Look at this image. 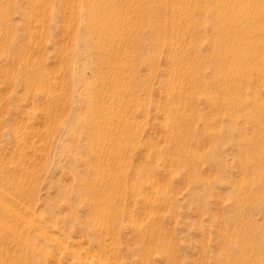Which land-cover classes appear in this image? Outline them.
<instances>
[{
	"label": "rangeland",
	"instance_id": "374dc122",
	"mask_svg": "<svg viewBox=\"0 0 264 264\" xmlns=\"http://www.w3.org/2000/svg\"><path fill=\"white\" fill-rule=\"evenodd\" d=\"M263 155L264 0H0V264H264Z\"/></svg>",
	"mask_w": 264,
	"mask_h": 264
},
{
	"label": "bare ground",
	"instance_id": "6f19581e",
	"mask_svg": "<svg viewBox=\"0 0 264 264\" xmlns=\"http://www.w3.org/2000/svg\"><path fill=\"white\" fill-rule=\"evenodd\" d=\"M195 3V2H194ZM186 5V4H185ZM135 9V8H134ZM150 9V8H149ZM151 13V12H150ZM199 18V17H198ZM174 19V18H173ZM197 19V18H196ZM181 20V19H180ZM136 25V24H135ZM180 27V26H179ZM185 28V27H184ZM210 28V27H209ZM183 30V29H182ZM187 34V33H186ZM220 89V88H219ZM172 113V112H171ZM173 114V113H172ZM174 115V114H173ZM184 123V122H183ZM264 156V155H263ZM243 259V258H242Z\"/></svg>",
	"mask_w": 264,
	"mask_h": 264
}]
</instances>
